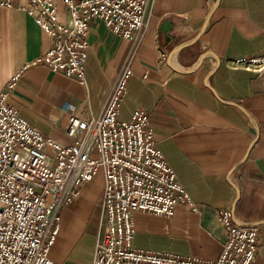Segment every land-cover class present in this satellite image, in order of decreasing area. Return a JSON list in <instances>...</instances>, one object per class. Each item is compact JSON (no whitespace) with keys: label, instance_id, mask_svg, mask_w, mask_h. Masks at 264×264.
<instances>
[{"label":"crops","instance_id":"1","mask_svg":"<svg viewBox=\"0 0 264 264\" xmlns=\"http://www.w3.org/2000/svg\"><path fill=\"white\" fill-rule=\"evenodd\" d=\"M9 1L0 6V94L42 133L49 157L74 142L69 116L100 117L131 68L119 119L136 109L148 115L157 148L195 205L178 204L172 217L134 212L133 247L214 260L222 248L215 213L229 210L234 224L259 228L253 264H264V75L232 65L263 51L264 0H145L147 25L134 39L94 18L84 84L30 65L51 39L23 0ZM54 1L64 22L65 7ZM102 190L98 173L60 209L49 252L58 264H91Z\"/></svg>","mask_w":264,"mask_h":264},{"label":"built area","instance_id":"2","mask_svg":"<svg viewBox=\"0 0 264 264\" xmlns=\"http://www.w3.org/2000/svg\"><path fill=\"white\" fill-rule=\"evenodd\" d=\"M61 1L64 22L58 21L54 0H23L51 39L30 65H44L81 84L92 19H101L124 39L140 36L147 25L145 0ZM10 5L0 0V6ZM232 65L264 75V48L260 55L236 59ZM131 75L127 66L100 117L69 116L66 133L74 142L57 149L53 157L45 152L42 133L9 106L8 92L0 94V264H58L49 252L58 234L60 209L79 197L81 186L98 173L103 190L91 264H253L259 228L234 224L229 210L215 213L222 248L214 260L133 247L134 212L172 217L178 204L195 205L157 148L147 128L148 115L136 109L128 120L119 119Z\"/></svg>","mask_w":264,"mask_h":264},{"label":"rangeland","instance_id":"3","mask_svg":"<svg viewBox=\"0 0 264 264\" xmlns=\"http://www.w3.org/2000/svg\"><path fill=\"white\" fill-rule=\"evenodd\" d=\"M99 219H100V212H99V218H98V223H97L96 237L98 236V233H99V232H98V230H99V229H98ZM96 239H97V238H96Z\"/></svg>","mask_w":264,"mask_h":264}]
</instances>
